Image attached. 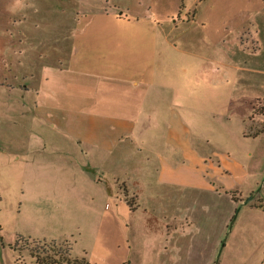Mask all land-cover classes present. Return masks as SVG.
<instances>
[{
  "label": "rangeland",
  "instance_id": "1",
  "mask_svg": "<svg viewBox=\"0 0 264 264\" xmlns=\"http://www.w3.org/2000/svg\"><path fill=\"white\" fill-rule=\"evenodd\" d=\"M218 11L240 24L244 52L261 65L264 0H0V264H36L31 253L87 264H264V167L245 203L251 193L230 191L232 200L227 192H201L192 214L193 196L186 195L177 256L164 241L168 227H153L156 214L130 212L124 202L113 208L101 188L105 177L50 128H40L20 97L24 84L42 77L48 88L65 76L53 54L57 43L101 41L114 38L105 34L114 29L155 23L188 33L212 26L209 14ZM247 75L251 86L261 84ZM261 109L253 103L249 118ZM119 188L116 195L133 204Z\"/></svg>",
  "mask_w": 264,
  "mask_h": 264
},
{
  "label": "crops",
  "instance_id": "2",
  "mask_svg": "<svg viewBox=\"0 0 264 264\" xmlns=\"http://www.w3.org/2000/svg\"><path fill=\"white\" fill-rule=\"evenodd\" d=\"M222 14L210 13L212 26L188 33L155 23L117 28L101 41L57 43L65 76L48 88L41 77L20 94L40 128L105 177L101 188L113 208L124 202L130 212L156 214L152 225L168 227L164 241L177 256L186 195L192 214L201 192L245 196L264 167V61L251 63L240 24ZM247 74L261 84L251 86ZM253 103L262 109L249 118ZM120 185L133 204L116 195Z\"/></svg>",
  "mask_w": 264,
  "mask_h": 264
},
{
  "label": "trees",
  "instance_id": "3",
  "mask_svg": "<svg viewBox=\"0 0 264 264\" xmlns=\"http://www.w3.org/2000/svg\"><path fill=\"white\" fill-rule=\"evenodd\" d=\"M179 7H181V5H179ZM226 192L230 193L231 199L234 200L232 193L230 191H226ZM127 204H128V202H127ZM259 207H261V206H259ZM261 209L264 211V207H262ZM52 246H54L53 243H52ZM64 252H66V250ZM31 257L34 259V262L36 264H87L86 261L84 260V258H82V257L79 260H77V259L68 260V259L64 258L63 256L57 257V258L45 256L44 258H40L35 253H31Z\"/></svg>",
  "mask_w": 264,
  "mask_h": 264
},
{
  "label": "water",
  "instance_id": "4",
  "mask_svg": "<svg viewBox=\"0 0 264 264\" xmlns=\"http://www.w3.org/2000/svg\"><path fill=\"white\" fill-rule=\"evenodd\" d=\"M257 191H258V189H256L254 192H257ZM254 192L251 193V194H249L245 199H243L242 200V203H245L246 201H248L249 199H251V197L253 196Z\"/></svg>",
  "mask_w": 264,
  "mask_h": 264
}]
</instances>
